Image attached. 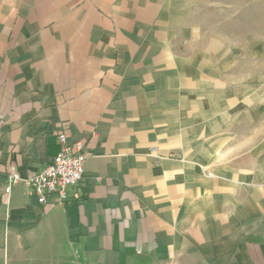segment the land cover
<instances>
[{"label": "crops", "instance_id": "obj_1", "mask_svg": "<svg viewBox=\"0 0 264 264\" xmlns=\"http://www.w3.org/2000/svg\"><path fill=\"white\" fill-rule=\"evenodd\" d=\"M178 1L0 0V264H264L260 116L213 105ZM60 131L87 153L67 200L6 193Z\"/></svg>", "mask_w": 264, "mask_h": 264}, {"label": "rangeland", "instance_id": "obj_2", "mask_svg": "<svg viewBox=\"0 0 264 264\" xmlns=\"http://www.w3.org/2000/svg\"><path fill=\"white\" fill-rule=\"evenodd\" d=\"M178 4L175 35L188 66L194 62L202 69L197 81L211 85L213 103L234 100L245 117L258 111L264 130V0H179ZM252 126L237 127L248 131Z\"/></svg>", "mask_w": 264, "mask_h": 264}, {"label": "built area", "instance_id": "obj_3", "mask_svg": "<svg viewBox=\"0 0 264 264\" xmlns=\"http://www.w3.org/2000/svg\"><path fill=\"white\" fill-rule=\"evenodd\" d=\"M57 138L59 149L51 161L26 177L18 173L10 174L4 188L6 193L14 184L23 181L39 203L50 200L61 204L67 200L68 189L83 178L87 153L84 143L80 140L70 142L65 131H60Z\"/></svg>", "mask_w": 264, "mask_h": 264}]
</instances>
